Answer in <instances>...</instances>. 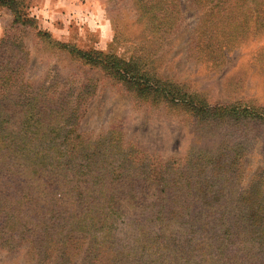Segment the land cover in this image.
Masks as SVG:
<instances>
[{
  "label": "rangeland",
  "instance_id": "rangeland-1",
  "mask_svg": "<svg viewBox=\"0 0 264 264\" xmlns=\"http://www.w3.org/2000/svg\"><path fill=\"white\" fill-rule=\"evenodd\" d=\"M13 1L17 19L0 3V264H246L247 214L264 228L263 122L236 139L240 121L225 129L169 97L264 113V3L251 16L241 0L219 5L230 39L210 42L214 2L160 0L171 20L157 26L158 0ZM87 53L139 61L147 77L118 80ZM243 140L232 178L204 175Z\"/></svg>",
  "mask_w": 264,
  "mask_h": 264
},
{
  "label": "trees",
  "instance_id": "trees-1",
  "mask_svg": "<svg viewBox=\"0 0 264 264\" xmlns=\"http://www.w3.org/2000/svg\"><path fill=\"white\" fill-rule=\"evenodd\" d=\"M160 1V0H158ZM204 1V6H208L209 3L214 2V6H218V9H216L215 14L212 15V18L209 19L210 22L212 23L211 28L209 29V31L206 29V34H207V40L210 42H213L215 39L219 40H229L230 39V34L228 32H224L222 25L224 23V20L222 19H216L224 16H227L225 11H223V9H221V7L219 5L223 4V3H227L230 0H202ZM242 1V5H245L247 7V16H251L254 15L257 12V9L259 8V6H261V4L264 3V0H241ZM0 3L6 4L7 6L11 7V9L15 12L16 14V19L19 17V15L17 14V12L15 11L16 8V4L13 0H0ZM162 5V6H161ZM252 6V8L250 6ZM249 6V7H248ZM15 7V8H14ZM146 5L143 6V8H145ZM154 7L160 8L159 13L154 14L152 13V15L154 16V18L157 20L156 22H153L155 25L157 26H162L164 24V20L165 19H169L166 20L167 23L171 20L169 18V16L167 15L166 11L167 8H165V6L163 7V2L160 1V5H155ZM149 10H151V8H149ZM19 12V10H18ZM205 13V12H204ZM264 15V14H263ZM258 18V17H257ZM217 20L214 21L213 20ZM28 21V18H27ZM206 21V23L208 22V19L206 18V20H204V22ZM171 24V22L169 23ZM239 29H236L237 31H240V27H238ZM258 28H256L257 30ZM242 32H239V34H237V36H235V38L243 36ZM86 53H84L83 55L85 56ZM88 54V59L89 57L91 58L92 62L98 63V64H102V65H107V66H111V72L113 75H115L114 77L118 80H124L127 83H136V84H142L143 83V79H145V77H147L146 74L143 73H139L138 68L141 65V63L139 61H136L135 65H132L131 63H129L130 61H123L121 59H116L113 56L110 55H104L102 56L100 59H97V56H91V54ZM82 57L83 55L80 54ZM131 67H130V66ZM128 66V67H127ZM3 68L0 69V78L2 77V81H9L10 80V76H6L5 72H2ZM145 75V76H144ZM155 79V78H154ZM145 81V80H144ZM155 81V86L152 87V89L155 92H161V91H165L164 88H160L157 85V81L158 80H154ZM5 83V82H3ZM153 85V82H150L149 85ZM169 93L164 92L162 97H169L168 95ZM1 95V94H0ZM170 104H177V103H181L182 107L186 106V108L189 109L190 112H197L198 109L201 107V109H203L202 113H206V116H213V118H209L210 121H214L215 119H220L223 122V126H225L227 128H231L233 129L235 126H231L233 125V123H236L238 121L241 122V124H243V127H236L234 130L231 131L232 135H236L234 136L237 139V136H239L240 134L242 135V137H245V134H247L249 132L248 129V124L249 123H253L256 120H260L263 122V129H264V113L255 109V108H251V107H239V106H232V105H219V104H214V105H203L204 102H202L201 100L198 99H193L191 97L190 94H188L186 91H177L176 93H172L170 95ZM228 118H232V119H228ZM235 143L234 145L231 144L229 146L224 145L220 151L213 155V156H209V164H204V167L202 168V171L204 172V175H212L214 173H217L219 176L221 175L222 171H223V167L225 170L230 171L229 172V177L232 178L233 176V171L235 170L236 166L240 163V157L242 156V154L247 150L246 148V140L243 141H239V143H237L236 148L235 147ZM220 165L222 166L221 170H216V166ZM185 170H184V175H188V174H194L197 170V167L195 166H190L189 163H187L185 165ZM196 168V169H194ZM194 169V170H193ZM193 170V171H192ZM155 172V170H153L151 168L150 165H143L141 166V170L140 173H144L143 175L147 177L148 181L150 182H155L156 178L153 175V173ZM202 178V177H201ZM206 182V186H208L209 181H205ZM158 183H164V181H159ZM166 183L168 184V182L166 181ZM205 189H208V187H206ZM195 200L194 196L192 194L189 195V198L187 199V204L186 206L188 207L193 201ZM264 206V205H263ZM262 206V207H263ZM208 211L204 209V213H207ZM211 214H207V216H210ZM253 217V211L250 214H247L246 216V226L245 228L252 234L249 236V239H258L257 243H256V247L252 248L251 250H248V247H246L247 249V255H242L241 257H243L246 260V264H264V228L261 229V226L259 224H255V222L252 219ZM213 222L210 221L208 223ZM181 229H188L191 228L194 223L191 221H180ZM254 225L255 228L254 229H249L250 226ZM245 253V252H244Z\"/></svg>",
  "mask_w": 264,
  "mask_h": 264
}]
</instances>
